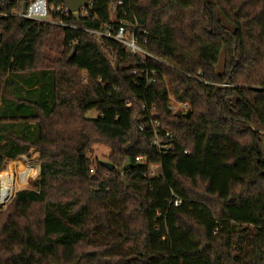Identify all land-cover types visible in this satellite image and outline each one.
Returning a JSON list of instances; mask_svg holds the SVG:
<instances>
[{"label": "trees", "instance_id": "obj_1", "mask_svg": "<svg viewBox=\"0 0 264 264\" xmlns=\"http://www.w3.org/2000/svg\"><path fill=\"white\" fill-rule=\"evenodd\" d=\"M107 3L67 22L115 24ZM125 7L118 20L163 62L81 30L0 20V126L13 129H0V172L31 150L41 162L0 212V264H264V0ZM170 94L189 110L173 113ZM155 132L172 134L166 154ZM95 144L113 170L90 159Z\"/></svg>", "mask_w": 264, "mask_h": 264}, {"label": "built area", "instance_id": "obj_2", "mask_svg": "<svg viewBox=\"0 0 264 264\" xmlns=\"http://www.w3.org/2000/svg\"><path fill=\"white\" fill-rule=\"evenodd\" d=\"M108 12L111 21H116L115 24H106L100 30H93L87 28H80L67 22L70 15L75 18L86 17L94 8V0H89L87 7H82L79 11L70 12L67 6L61 0H0V20L11 17L31 20L38 23H48L57 25L67 29L81 30L98 37H105L112 39L125 48V51L131 55L139 57L140 59H153L163 62L158 57L148 52L143 45L147 42L146 38H140L142 35L146 36V32L138 29L136 23L131 24L125 20H118L119 15H127L126 0H107ZM24 7L25 10H24ZM154 74V73H153ZM169 107L173 113H185L189 110L187 102H180L174 99L172 94L169 95ZM157 117L153 108L151 112L152 120ZM152 124L159 127L160 123L154 119ZM142 131V127L139 128ZM173 136L169 132L160 135L155 132L152 144L159 150L160 153H167L173 146ZM136 162L146 164L143 157H137ZM93 172V170H91ZM175 206L181 204V200L176 198L173 201Z\"/></svg>", "mask_w": 264, "mask_h": 264}, {"label": "rangeland", "instance_id": "obj_3", "mask_svg": "<svg viewBox=\"0 0 264 264\" xmlns=\"http://www.w3.org/2000/svg\"><path fill=\"white\" fill-rule=\"evenodd\" d=\"M98 116V113L96 111H90L89 113H87L86 117L89 119H95ZM30 128V132H28L26 129L25 130H17L14 129L15 131H17L18 133H20V138L26 137L28 135H30L32 133V128L31 126H28ZM1 130H13L11 128H4L2 126H0ZM32 154L30 157L27 156H19V158H17L15 161L13 162H8L6 164V167L3 171L0 172V174L2 172L8 171L10 169V167H12V164L14 163V175L16 178V181L18 182L17 184V189L15 194L13 195L12 199L9 200V202L6 205L0 206V212H4L5 210H7L8 206L10 205V203L12 202V200L14 199L16 193L20 190H25V189H30L32 188V181L34 179L37 178V176L39 175L40 172V159H39V155L37 153H34L33 150H31ZM110 154V150L107 146L102 145V144H95L93 146V151L89 154V157L92 161L95 160H99L102 162H108V156ZM22 162L23 164H25V166L27 167V169H29L30 173H28V175L23 179V182L19 179V175L17 173V170H15V164L16 162ZM31 169V170H30ZM160 173V168L159 166H152L151 167V175H158ZM206 260H201V261H197V262H191L188 260H185L181 257H177V262L179 264H204Z\"/></svg>", "mask_w": 264, "mask_h": 264}, {"label": "bare ground", "instance_id": "obj_4", "mask_svg": "<svg viewBox=\"0 0 264 264\" xmlns=\"http://www.w3.org/2000/svg\"><path fill=\"white\" fill-rule=\"evenodd\" d=\"M15 170H17L19 179L22 182L28 173H30L25 164L19 161L15 164ZM17 184L14 172L0 175V206L6 205L12 199L16 192Z\"/></svg>", "mask_w": 264, "mask_h": 264}, {"label": "water", "instance_id": "obj_5", "mask_svg": "<svg viewBox=\"0 0 264 264\" xmlns=\"http://www.w3.org/2000/svg\"><path fill=\"white\" fill-rule=\"evenodd\" d=\"M69 9L70 12H76L79 11L82 7H87L89 0H61ZM26 7H24L25 10ZM77 48V45L74 46L72 55L75 53ZM261 134L264 136V133L261 132ZM263 146H264V138H263ZM101 164L107 167L110 170H113L114 166L109 162H102Z\"/></svg>", "mask_w": 264, "mask_h": 264}]
</instances>
